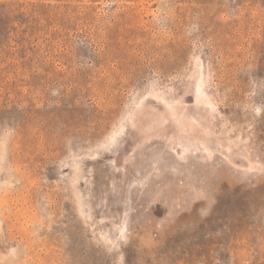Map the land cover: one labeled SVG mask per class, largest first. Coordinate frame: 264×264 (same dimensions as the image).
Returning a JSON list of instances; mask_svg holds the SVG:
<instances>
[{"label":"rangeland","instance_id":"1","mask_svg":"<svg viewBox=\"0 0 264 264\" xmlns=\"http://www.w3.org/2000/svg\"><path fill=\"white\" fill-rule=\"evenodd\" d=\"M0 264H264V0H0Z\"/></svg>","mask_w":264,"mask_h":264}]
</instances>
